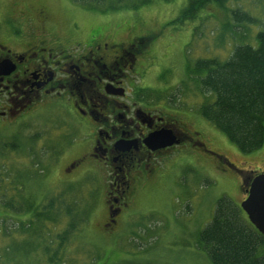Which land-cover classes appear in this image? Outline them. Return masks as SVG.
<instances>
[{"label": "rangeland", "instance_id": "rangeland-1", "mask_svg": "<svg viewBox=\"0 0 264 264\" xmlns=\"http://www.w3.org/2000/svg\"><path fill=\"white\" fill-rule=\"evenodd\" d=\"M25 1L46 3L51 16L65 23L63 37L69 45L92 35H107L117 42L154 35L139 57L142 66L137 86L155 91L148 98L165 112L194 120L197 125L191 124L192 129L202 131L205 147L159 157L153 171L135 182L134 194L122 208L120 221L103 225L106 171L99 167L98 160L86 157L91 135L77 118L69 113L55 115L58 104L49 100L13 122L0 119L1 141L9 140L15 131H23L24 135H37L36 151H48L42 158L47 174L43 171L37 188L28 191L35 205L61 193L56 190L58 181L65 179L81 193L77 197L83 200L82 208L89 217L65 244L59 264H212L198 245L199 233L212 219L220 197L240 205L247 178L264 170V143L257 150L243 153L199 114V106L209 97L199 89L204 73L193 70L201 59L226 61L237 45L256 47V33L264 30V0H228L226 9L209 6L194 20L174 26L167 22L178 16L186 0H153L136 10L106 13L73 0H0V26L8 27L7 6L15 9ZM236 7L256 22L236 25L232 14ZM57 118L64 124L54 127ZM53 146V158L48 161ZM79 151L80 155L85 153L84 159L67 173L69 161ZM13 155L19 159L15 161H20L21 171L27 159L20 153ZM60 213L54 225L47 222L50 229L42 222L26 227L19 220L22 215L0 206V218L8 217L0 222V264H49L42 247L45 243L50 250L57 248L56 234L68 221L62 210Z\"/></svg>", "mask_w": 264, "mask_h": 264}, {"label": "flooded vegetation", "instance_id": "flooded-vegetation-1", "mask_svg": "<svg viewBox=\"0 0 264 264\" xmlns=\"http://www.w3.org/2000/svg\"><path fill=\"white\" fill-rule=\"evenodd\" d=\"M7 9L8 27L0 26V119L13 122L49 100L58 104L55 115H74L91 135L86 157L98 160L106 171L103 225L119 222L135 182L153 171L159 157L203 148L202 131L192 129L194 120L165 112L139 95V57L147 47L137 42L139 37L117 42L92 35L69 45L63 37L65 23L51 16L46 3L25 1ZM56 121L54 127L64 124ZM161 130H170L176 143L154 149L147 139ZM80 154L69 161L67 173L84 159L85 153ZM67 181H58L56 190L79 195L77 186Z\"/></svg>", "mask_w": 264, "mask_h": 264}, {"label": "trees", "instance_id": "trees-1", "mask_svg": "<svg viewBox=\"0 0 264 264\" xmlns=\"http://www.w3.org/2000/svg\"><path fill=\"white\" fill-rule=\"evenodd\" d=\"M73 1L101 13L136 10L153 2V0ZM227 1L186 0L178 16L167 22V25L174 26L194 20L209 6L226 9ZM232 14L234 23L239 27L244 23L256 22L240 7L232 10ZM153 38L154 35H145L137 38V42L141 44L143 42L142 45L148 46ZM256 38L258 41L256 47L237 45L226 61L216 58L201 59L196 61L193 70L204 73L199 80V89L209 97L199 106V114L243 153L257 150L264 143V30H259ZM138 92L140 96H147L146 98L150 92L155 93L145 88H139ZM11 138V142L0 140V206L22 215L19 220L23 221L26 227L42 222L49 229L50 225H47V222L54 225L60 219L62 210L63 214L68 216V221L56 234L57 248L50 250L49 244L45 243V248L42 247L43 253L48 255L47 262L59 264L65 244L87 221L89 215L85 208H82L84 203L81 204L80 201L83 200L78 198V195H70L72 198L60 193L57 196H50L47 202L41 201L39 205H35L34 198L28 196V191L33 184L38 185L43 171L44 174L46 172L42 160L46 151L35 150L34 143L39 140L37 135L21 134ZM24 141L28 143L22 147ZM9 153H20L27 159L26 164L20 168L21 171L18 170L20 161L16 162L14 156L9 157ZM23 172L27 177L23 176ZM245 187L243 184V190ZM20 189L26 190V193L20 192ZM6 218L8 217L0 218V222ZM42 237L44 240L47 238L44 232ZM198 245L212 264H264V236L249 222L240 206L226 196L217 200L212 219L199 233Z\"/></svg>", "mask_w": 264, "mask_h": 264}, {"label": "water", "instance_id": "water-1", "mask_svg": "<svg viewBox=\"0 0 264 264\" xmlns=\"http://www.w3.org/2000/svg\"><path fill=\"white\" fill-rule=\"evenodd\" d=\"M147 140L150 144H153L152 148L154 149L176 143L170 130H161L153 133ZM262 191H264V171L250 178L244 190L246 196L239 206L249 222L264 236V198L260 196Z\"/></svg>", "mask_w": 264, "mask_h": 264}, {"label": "snow or ice", "instance_id": "snow-or-ice-1", "mask_svg": "<svg viewBox=\"0 0 264 264\" xmlns=\"http://www.w3.org/2000/svg\"><path fill=\"white\" fill-rule=\"evenodd\" d=\"M252 195H255V194H252ZM260 196H261L262 198H264V191H262V192L260 193Z\"/></svg>", "mask_w": 264, "mask_h": 264}]
</instances>
